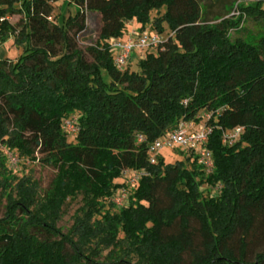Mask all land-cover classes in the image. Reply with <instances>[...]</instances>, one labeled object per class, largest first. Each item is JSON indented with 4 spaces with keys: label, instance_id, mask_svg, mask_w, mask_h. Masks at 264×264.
Returning <instances> with one entry per match:
<instances>
[{
    "label": "trees",
    "instance_id": "trees-1",
    "mask_svg": "<svg viewBox=\"0 0 264 264\" xmlns=\"http://www.w3.org/2000/svg\"><path fill=\"white\" fill-rule=\"evenodd\" d=\"M56 1L0 0V16L22 15L17 26L0 25V43L14 37L23 47L15 62L0 58V264H264L262 253L247 259L248 238L264 227V30L251 39L229 33L244 16L264 26V0H67L77 10L51 22ZM216 4L227 14L211 17ZM234 8L238 16L227 17ZM86 13L101 25L84 52L75 36ZM131 22L141 32L169 30L139 53L138 72L130 63L117 70L109 43L124 39ZM70 116L74 134L62 127ZM180 120L211 128V174L179 147L174 162L159 154L149 162L151 144ZM237 127V140L224 144L223 132ZM3 149L29 160L40 154L57 169L43 197L29 177L12 175ZM125 170L146 175L119 207L112 197ZM78 193L85 207L63 233L62 206ZM120 234L141 263L98 259Z\"/></svg>",
    "mask_w": 264,
    "mask_h": 264
},
{
    "label": "rangeland",
    "instance_id": "rangeland-1",
    "mask_svg": "<svg viewBox=\"0 0 264 264\" xmlns=\"http://www.w3.org/2000/svg\"><path fill=\"white\" fill-rule=\"evenodd\" d=\"M242 1L245 4H254L257 0H239ZM53 12L51 15V22H57L58 18L60 17V20H62V17L67 16L68 13H74L77 9L74 5H70V9L67 6V3H65L63 0H57L53 4ZM69 9V12L68 10ZM211 13V17L213 15H217L219 13L221 14H227L225 11L221 8L220 4H216L212 6L209 9ZM164 13V9H162L159 13H156L155 11L151 12V18L154 19ZM235 14V16H238V12L235 11V8L230 11V13L227 15V17L232 16ZM8 22L12 25H19L22 20L21 14H13L6 17ZM261 22H255L251 17H243V22L241 24V29L238 31H230L231 38L234 37H242V38H253L258 33H260L262 30H264V26L261 25ZM100 16L97 13H86V29L81 33L77 34L75 36V41L77 44V47L82 50L86 51V48L89 46H92L96 43L98 39V34L100 30ZM134 22L128 23V26L132 27L133 29H137ZM151 26V25H150ZM164 26V32L161 34L162 37H167V34L169 30L165 25ZM129 27V28H130ZM151 29H154V26H151ZM139 30V29H137ZM145 31L151 33V30L148 28ZM23 47L19 46L15 43L14 37H10L4 42L0 43V58L3 56L4 58L15 62L17 58L22 54ZM140 52H134L131 57L130 64L128 65V69L132 72H138V55ZM88 61H91L90 58L87 57ZM2 149V148H1ZM3 151L7 155V167L12 172V175L16 176L17 178L22 177H29L32 181H34L37 184V193L38 197L41 198L45 194V192L50 188L51 183L53 179L56 176L57 169L53 167L52 165H46L43 162L39 161L42 156L40 154H35V160H29V159H23L20 158L14 151H6L3 149ZM161 157H163L164 161L167 163H172L175 160L179 159V150L171 149V148H165L162 149L158 153ZM10 155V159H9ZM205 189L204 185L199 186V190L203 191ZM220 192V191H219ZM213 193V192H212ZM5 205H6V199L4 197V194L1 192L0 187V219L4 217L5 213ZM85 199L83 194L78 193L77 195H74L72 197H68L65 200L64 205L62 206V213L60 215V220L57 223V226L60 228V230L63 233H68L71 226L73 225L74 218L76 215L80 214L81 210L85 207ZM193 228H197V224L195 222H192ZM123 235H119V239L122 240ZM120 240V243L117 244L115 247H109V248H102L99 250V257L98 259H115V258H125L126 260H129L132 263L140 262V259L138 255L132 250L130 247L128 241L126 240ZM235 241L233 243L235 244ZM201 239L198 234H195L194 237V244L196 247L199 248ZM248 242V255L247 259L249 261H253L255 259L256 254L262 253L264 254V227H261V229L255 230L250 237L247 240ZM95 246L94 242H90L89 247L93 248ZM184 258L186 262L189 260V254L186 253L184 255Z\"/></svg>",
    "mask_w": 264,
    "mask_h": 264
},
{
    "label": "built area",
    "instance_id": "built-area-1",
    "mask_svg": "<svg viewBox=\"0 0 264 264\" xmlns=\"http://www.w3.org/2000/svg\"><path fill=\"white\" fill-rule=\"evenodd\" d=\"M6 19V17L0 16V25ZM163 42L164 38L159 33L141 32L132 28L127 32L124 39H110V48L114 56L113 64L117 70H123L130 63L131 56L134 52H142L147 48L157 47ZM203 117L209 118V114H204ZM75 123V116L66 118L62 124L63 130L74 134L76 132ZM241 132V127L223 132V143L232 145ZM210 133L211 128L204 122L196 123L190 120H180L173 129L169 130L165 135L156 139L151 144L149 162L155 164L157 162V155L162 149L179 147L194 153L204 172L211 174L214 170V161L211 151L206 148ZM144 175L146 173L142 170H125L122 174L125 185L117 190L112 197V202L119 207L125 206L128 201L129 188L134 186L139 178ZM221 187L222 184L217 183L212 189V195L219 193Z\"/></svg>",
    "mask_w": 264,
    "mask_h": 264
},
{
    "label": "crops",
    "instance_id": "crops-1",
    "mask_svg": "<svg viewBox=\"0 0 264 264\" xmlns=\"http://www.w3.org/2000/svg\"><path fill=\"white\" fill-rule=\"evenodd\" d=\"M65 3H67L68 1L67 0H63ZM73 5V4H72ZM71 5V6H72ZM69 8V7H68ZM70 9V8H69ZM69 9H68V11H69ZM130 29H132V27H130Z\"/></svg>",
    "mask_w": 264,
    "mask_h": 264
}]
</instances>
